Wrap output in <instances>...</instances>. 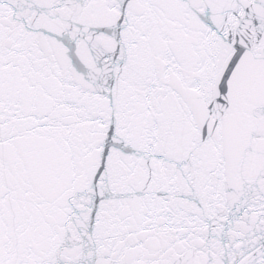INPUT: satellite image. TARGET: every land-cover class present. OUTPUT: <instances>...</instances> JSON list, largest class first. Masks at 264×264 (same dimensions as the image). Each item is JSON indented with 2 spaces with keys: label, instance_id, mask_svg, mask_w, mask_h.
Segmentation results:
<instances>
[{
  "label": "snow or ice",
  "instance_id": "obj_1",
  "mask_svg": "<svg viewBox=\"0 0 264 264\" xmlns=\"http://www.w3.org/2000/svg\"><path fill=\"white\" fill-rule=\"evenodd\" d=\"M0 264H264V0H0Z\"/></svg>",
  "mask_w": 264,
  "mask_h": 264
}]
</instances>
